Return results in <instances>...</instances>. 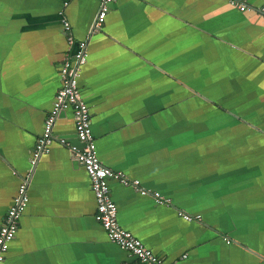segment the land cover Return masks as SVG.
I'll return each instance as SVG.
<instances>
[{
    "label": "crops",
    "instance_id": "1",
    "mask_svg": "<svg viewBox=\"0 0 264 264\" xmlns=\"http://www.w3.org/2000/svg\"><path fill=\"white\" fill-rule=\"evenodd\" d=\"M101 1L0 0V227L24 179L30 195L3 264L132 260L95 219L71 109L30 163L62 87L65 20L89 39L79 86L98 157L150 192L110 181L121 226L167 263L264 264V0H116L90 36Z\"/></svg>",
    "mask_w": 264,
    "mask_h": 264
},
{
    "label": "built area",
    "instance_id": "2",
    "mask_svg": "<svg viewBox=\"0 0 264 264\" xmlns=\"http://www.w3.org/2000/svg\"><path fill=\"white\" fill-rule=\"evenodd\" d=\"M115 1H101L100 9L92 25L90 36L102 30ZM223 1L238 8L241 12L249 10V7L239 0ZM260 12L264 14V7L260 9ZM63 27L67 34L69 52L59 67L62 87L57 92L53 107L45 119L43 133L37 139L30 163L32 166H36L44 155L50 153L51 147L56 141L53 134L56 121L61 112L71 109L74 114L75 132L79 144L71 145L70 149L77 161L83 165L90 178L91 188L97 203L96 221L106 231L109 240L125 250L130 258H132L131 262L124 264H177L176 262L167 263L119 223L118 207L112 198L109 185L110 181L116 180L125 186L134 187L141 195H150V192L141 186L140 181L131 180L124 174L118 173L101 163L98 157L96 138L92 130L91 111L82 97L79 86L82 69L88 61L89 39L76 40L72 34L71 24L67 20L63 22ZM152 196L158 204H171L168 199L163 198L158 192L153 193ZM29 203L28 179H24L0 227V264L6 261L10 244L17 236L20 221ZM179 215L186 221L202 220L201 215L192 216L184 212H179ZM227 242L229 243L230 241ZM186 257L185 255L183 258Z\"/></svg>",
    "mask_w": 264,
    "mask_h": 264
}]
</instances>
